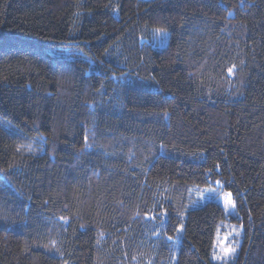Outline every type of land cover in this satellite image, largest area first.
<instances>
[{"label": "trees", "instance_id": "16d2710c", "mask_svg": "<svg viewBox=\"0 0 264 264\" xmlns=\"http://www.w3.org/2000/svg\"><path fill=\"white\" fill-rule=\"evenodd\" d=\"M228 218L264 264V0H0V264H219Z\"/></svg>", "mask_w": 264, "mask_h": 264}, {"label": "rangeland", "instance_id": "374dc122", "mask_svg": "<svg viewBox=\"0 0 264 264\" xmlns=\"http://www.w3.org/2000/svg\"><path fill=\"white\" fill-rule=\"evenodd\" d=\"M148 41L154 48L162 47L167 42V33L160 29H153L151 31L150 40ZM229 194L230 193L227 191L221 189L219 183L210 188L195 189L193 193L195 200L194 204L200 205L209 199H213L223 206L227 216L231 218V216L236 215V212L234 200L232 195ZM229 201H231V203H229ZM229 218L220 224L215 237L213 260L219 264H228L229 262L234 261L243 241V230L241 225L231 222ZM180 231H182L181 227L179 229V232ZM225 236H227V240L224 239ZM222 240L224 241L225 247L230 246L235 249V251L226 259L223 258V252L221 251L220 241ZM173 243L174 246L178 245L177 240H174Z\"/></svg>", "mask_w": 264, "mask_h": 264}, {"label": "snow or ice", "instance_id": "6c2138e0", "mask_svg": "<svg viewBox=\"0 0 264 264\" xmlns=\"http://www.w3.org/2000/svg\"><path fill=\"white\" fill-rule=\"evenodd\" d=\"M228 72L231 73L232 72V68H229ZM229 203H231V201H229ZM224 239L227 240V236H225ZM220 246H221V251L223 252V258L224 259H226L229 255H231L235 251V249L231 248L230 246L229 247H225L223 240L220 241Z\"/></svg>", "mask_w": 264, "mask_h": 264}]
</instances>
